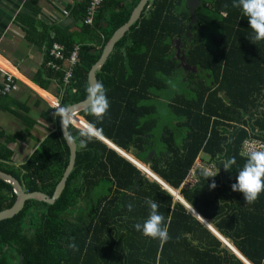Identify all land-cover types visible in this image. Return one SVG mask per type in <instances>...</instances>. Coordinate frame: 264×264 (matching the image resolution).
Listing matches in <instances>:
<instances>
[{
  "label": "trees",
  "instance_id": "16d2710c",
  "mask_svg": "<svg viewBox=\"0 0 264 264\" xmlns=\"http://www.w3.org/2000/svg\"><path fill=\"white\" fill-rule=\"evenodd\" d=\"M116 1L104 0L92 27L84 24L85 12L83 31L92 30L90 37L98 42L99 49L81 46L79 63L61 92V107L67 106L66 97L71 98L70 105L86 100L92 67L140 0L104 18L108 4ZM233 3L201 0L197 25L191 29L188 42L186 0L149 2L140 21L115 45L96 73L110 102L108 115L97 127L103 130L104 138L127 150V143L138 141L133 131L129 135L122 132L129 125L125 119L131 106H138L136 117L144 116L152 126L162 122L164 130L157 139L145 138L142 150L136 147L139 152L135 158L148 163L150 171L173 190L180 188L199 153L214 160L215 177L206 179L198 170L197 182L181 188L178 194L250 264H264V192L254 204H247L243 194L231 188L247 159L240 154L243 142L258 140L264 144V41L252 40L248 19ZM87 6L88 2L86 11ZM176 40L186 62L197 71L172 83L182 69L173 59ZM72 44H62L64 55ZM54 73L61 79V73ZM176 86L181 91L167 96L164 91ZM160 91L164 96L155 98V92ZM159 107L167 116H161ZM81 114L85 120L96 122L85 112ZM59 119H55V130L21 167L13 169L0 163V171L17 179L26 193L50 197L68 165L70 154L59 132ZM149 131L144 125L135 133L144 136ZM71 132L75 135V128ZM75 144L78 147V141ZM98 144L103 153L98 166L93 162L97 157L90 158V150L94 152L91 144L80 148L74 168L52 204L25 201L18 215L0 222V264H18L20 256L21 264L221 263L215 254L226 247L209 229L158 183L141 176L124 158ZM103 157L105 161H101ZM232 157L236 164L226 172L223 164ZM120 164L128 166L132 175L122 172ZM213 181L214 189L210 188ZM92 185L95 190H91ZM83 195L95 200L79 217L74 207L77 201L88 198L81 199ZM148 199L159 205L158 211L165 217L171 237L167 243L145 237L134 228L148 218ZM15 200L11 185L0 179V212ZM129 203L132 211L127 208ZM248 237L255 239H245ZM72 243L78 250L69 247Z\"/></svg>",
  "mask_w": 264,
  "mask_h": 264
},
{
  "label": "crops",
  "instance_id": "0c3cea01",
  "mask_svg": "<svg viewBox=\"0 0 264 264\" xmlns=\"http://www.w3.org/2000/svg\"><path fill=\"white\" fill-rule=\"evenodd\" d=\"M132 1L117 0L116 3L108 4L104 18H109L113 12L121 11L122 8L130 7ZM87 2L88 0H0V84L7 76L13 78V87L10 93L0 97V157H9V159L3 158V162L0 159V163H5V165H9L13 169H18L39 150L42 142L55 130L56 116H54V113L56 109L50 106V102L56 101L59 103L64 87L61 79L58 77L59 74L51 73L46 69L45 63L48 61L46 49L49 45L53 43L62 45L67 41H71L72 45L95 46L99 49L98 42L90 37L92 30L83 31V17L86 12ZM65 67L66 62H62V69ZM188 72L196 73L185 71V73ZM184 77H186L185 74H183V78L178 79H182L183 81ZM114 92L116 91H111L110 93ZM164 92H168V90ZM171 94L175 95L176 93ZM171 94L166 93L167 96H171ZM159 96H164L163 91L155 92V98ZM70 100L71 98H65L64 104L67 106L64 108L74 105L69 104ZM160 100L164 102L163 98H160ZM159 108L161 109V116H167L165 109L163 107ZM85 109L79 113L80 115H76L77 121L85 120L83 118L85 116L81 114L85 112V115H87ZM138 112H140V109L138 111V106H131L128 112L130 115L125 119V123L129 125L123 128L122 132L125 135H129L133 131L134 136L138 140L135 143L133 141L127 143V150L119 149L104 137L102 140L97 141L103 144L109 151L121 156L133 165L140 171L141 176L147 177L150 181H155L166 190L161 183L166 184L150 171L149 164L139 160V158H135V155L138 157V149L142 150L145 138L150 140L157 139V135L164 130L163 124L159 122L155 126H152L144 116L136 117ZM132 123L134 127L131 126ZM144 125L150 130L149 134H145L144 136H140L141 134L136 135L135 132L141 130V127ZM166 126L170 130L173 129L170 124ZM98 143L95 141L89 143L94 148V152L90 150V158L97 157L98 159V161L93 160L94 163L96 162V167L100 161L99 156L103 154ZM134 146L135 149L132 148ZM77 152H80V148L76 145ZM204 155L203 153H199L187 175V177L194 178L196 182V172L202 169L201 166H213V174L216 175L218 172L215 161L211 160L209 156ZM105 159L106 157H103L101 161H105ZM136 163L146 169L149 174L143 171ZM120 166L124 169L122 172L127 171L128 175H132L128 166L123 164H120ZM153 176L155 178H152ZM183 182L177 190L166 186L169 190H173L180 199L174 198L170 191L166 190V192L174 200L184 205L189 210V213L209 229L222 242L223 246L226 247L223 250L218 249L215 254L221 259L220 264H250L236 250L232 243L223 238L208 222L197 215L180 194H178V190L184 188L182 186ZM91 190H95L94 185L91 186ZM88 196L83 195L81 199ZM94 200L95 197L92 196L86 200L77 201L74 213L76 212L77 216L83 217L84 212L88 208L87 205L90 202L93 204ZM245 239L255 238L248 237Z\"/></svg>",
  "mask_w": 264,
  "mask_h": 264
},
{
  "label": "clouds",
  "instance_id": "9594fccd",
  "mask_svg": "<svg viewBox=\"0 0 264 264\" xmlns=\"http://www.w3.org/2000/svg\"><path fill=\"white\" fill-rule=\"evenodd\" d=\"M233 7L240 8L243 15L248 19L250 28L254 35L253 41H264V0H234ZM86 113L95 118L92 121H77L75 115L66 108H57L54 116L60 118L64 136L72 142L78 141V147L86 149L88 143L94 140L103 139V130L97 127V123L102 122L108 115L110 102L107 96V89L101 82L90 84L86 89ZM75 128L76 134L73 135L71 129ZM236 164L235 157L228 159L223 164V169L229 172ZM201 174L206 178L215 177L209 169L202 168ZM216 184L210 185L215 188ZM232 191L243 194L247 204H254L260 194L264 192V149L252 150L248 153L245 164L238 171L236 183L231 185ZM150 208L148 218L141 223H136L134 228L141 231L145 237L159 240L161 244L167 243L171 237L168 226L165 223V217L158 211L159 205L151 199L146 201ZM129 211H132L133 205H127ZM74 251L77 246L72 243L69 245Z\"/></svg>",
  "mask_w": 264,
  "mask_h": 264
},
{
  "label": "water",
  "instance_id": "95a60500",
  "mask_svg": "<svg viewBox=\"0 0 264 264\" xmlns=\"http://www.w3.org/2000/svg\"><path fill=\"white\" fill-rule=\"evenodd\" d=\"M151 1L152 0H140L137 6L134 8L128 22L125 25H123L121 28H119L112 35V37L107 42L105 47H103L99 61L92 67L89 73L90 84L98 82V78L96 74L97 71L105 63V61L107 60V58L113 51V48L115 47V45L125 36V34L129 32L130 28L134 24L140 21L141 16L143 12L145 11L147 4ZM200 1L201 0H186V7H187L188 15H189V23L185 30V33H186L185 38L188 40V42L190 41V38H191V34H190L191 29L197 25L196 11L198 10V7L200 6ZM173 49H174L173 59H175L178 62L177 67H181L185 71L196 72V67L191 66L186 62L185 52L182 50L180 41L178 40L174 41ZM86 107H87V102L85 100L83 102L71 105L67 107L66 109L71 111L76 116L81 111H83V109H85ZM59 132L65 142L67 149H69L70 156H69L68 165H66L59 182L56 184L52 192V195L48 197L45 194L40 193V192L26 193L23 191V188L17 179H15L13 176L9 174H6L0 171V179L11 185L13 192L16 196V200L14 204L10 208L4 209L2 210V212H0V222L3 220L13 218L15 215H18L23 209V205L25 201L34 200V201L43 202L49 205V204H52L59 197L62 189L64 188V184H66L65 180H67L69 174L74 168L75 159H76V144L64 136V130L62 129L60 121H59ZM137 165L140 166L139 164ZM140 167L143 171L149 174L146 169H144L142 166ZM152 178H155V177L153 176ZM158 182L161 183L160 181ZM161 185H163L166 188V190L170 191L171 194L174 196V198L180 199L174 192L169 190L166 187V185L162 183ZM21 261H22V257L20 256L18 264H21Z\"/></svg>",
  "mask_w": 264,
  "mask_h": 264
},
{
  "label": "built area",
  "instance_id": "2783aa9c",
  "mask_svg": "<svg viewBox=\"0 0 264 264\" xmlns=\"http://www.w3.org/2000/svg\"><path fill=\"white\" fill-rule=\"evenodd\" d=\"M104 0H88V6L86 11V18L84 24L86 26L92 27L94 25L95 19L100 12V7L102 6ZM64 48L60 44H50L49 47L46 49V55L48 56V61L45 63L46 68L51 71L61 73V81L62 85L67 86L69 85L71 78H72V71L73 68L76 67L77 63L80 60V51L81 46L79 45H72L71 49L64 55L63 52ZM62 62H66V67L62 69ZM13 87V78L11 76H7L4 81L0 84V97L5 96L10 93ZM50 106L53 108H63L57 103L56 101H51ZM76 118V116H75ZM77 119V118H76ZM264 149V144L260 141L256 140H246L241 145V155L243 157L248 156V153L252 150H259ZM201 168H207L212 173H214L213 166H201ZM195 179L192 177H187L186 180L183 182V187H191L195 183Z\"/></svg>",
  "mask_w": 264,
  "mask_h": 264
},
{
  "label": "rangeland",
  "instance_id": "374dc122",
  "mask_svg": "<svg viewBox=\"0 0 264 264\" xmlns=\"http://www.w3.org/2000/svg\"><path fill=\"white\" fill-rule=\"evenodd\" d=\"M183 74H186L185 71L183 69H181L180 72H178V75H176L177 78H174L172 83H177V81H180V79L178 78H183ZM181 90L178 89V87H174V88H170L169 91L167 92L168 94H171V93H178L180 92ZM204 155V154H203ZM205 156V155H204Z\"/></svg>",
  "mask_w": 264,
  "mask_h": 264
},
{
  "label": "bare ground",
  "instance_id": "6f19581e",
  "mask_svg": "<svg viewBox=\"0 0 264 264\" xmlns=\"http://www.w3.org/2000/svg\"><path fill=\"white\" fill-rule=\"evenodd\" d=\"M81 54V53H80ZM80 115V114H79Z\"/></svg>",
  "mask_w": 264,
  "mask_h": 264
}]
</instances>
